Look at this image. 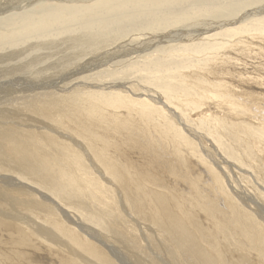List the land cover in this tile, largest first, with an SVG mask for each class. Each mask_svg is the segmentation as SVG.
I'll list each match as a JSON object with an SVG mask.
<instances>
[{
  "label": "bare ground",
  "instance_id": "bare-ground-1",
  "mask_svg": "<svg viewBox=\"0 0 264 264\" xmlns=\"http://www.w3.org/2000/svg\"><path fill=\"white\" fill-rule=\"evenodd\" d=\"M134 1L0 4V21L11 19L0 27V264H152L151 258L161 264H264V244L258 247L264 211L253 202L257 191L240 184L237 189L223 168L233 165L224 153L236 156L222 144L220 155L212 139L170 104L210 108L215 102L212 114L220 116L228 106L229 114L240 119L254 107L264 111V92L251 89L264 88V62L247 52L248 63L236 65L234 53L244 43L264 48V34H259L264 4L191 0L183 8L186 0H169L170 14L152 9L143 18L140 11L122 9ZM78 3L91 8L70 7ZM23 13L35 18L26 14L21 22ZM138 17L145 22H137ZM182 27L187 32L177 30ZM9 31L28 35L29 45L13 46L24 38L14 39ZM134 32L151 37L126 50L129 43L122 41ZM230 61L242 72L224 69ZM98 66L111 68L106 74L111 77L137 72L145 86L105 83L95 76L90 84L85 72ZM72 74L83 76L71 80ZM233 141L263 175L264 139L242 144L236 131ZM174 166L188 185L185 197L165 185ZM201 197L219 200L214 204L236 217L243 216L240 206L252 209L256 218L261 216L259 230L251 235L242 229L238 247L231 241V222L230 229L220 228L203 217L205 227L199 228V214L208 206H199ZM136 235L146 244L142 252L133 247ZM172 236L178 244L168 256L164 249ZM252 251L249 263L244 257Z\"/></svg>",
  "mask_w": 264,
  "mask_h": 264
},
{
  "label": "rangeland",
  "instance_id": "rangeland-1",
  "mask_svg": "<svg viewBox=\"0 0 264 264\" xmlns=\"http://www.w3.org/2000/svg\"><path fill=\"white\" fill-rule=\"evenodd\" d=\"M4 1L5 0H0V4H2ZM140 1H142V0H135L134 1L135 4H133V5H131V4L123 5L122 9H129V10H131L133 12L140 11V15L143 16V18H144V11H146V10L151 11L152 9H155L157 11L161 10L163 12V14H170L171 13L170 10L168 9L169 0H151L150 2L148 1V2H145V3H141ZM263 1L264 0H251V6H254V5L255 6H259V4L262 5V4H264ZM107 2H109V1H107ZM190 2H191V0H186V1L181 2V4H182L183 8H185L188 5V3H190ZM217 2H218V4H223L224 3L223 0H218ZM37 4L38 3L36 2L35 4H33V6H36ZM50 5H53L55 8H62V6H60V5L56 4V3H50ZM89 5L90 4H83V5H81V4L78 3V4L72 5L70 7H72V8L88 9V8H91V7H89ZM91 5H93V4H91ZM103 8H107V6L106 5H103ZM40 12H43V11H40ZM26 14H28L31 17H34L35 18V15L29 14V13H26ZM26 14L23 13L20 16V20L19 21L25 22ZM107 17H110V16L108 15ZM139 18L140 17H138V19L136 20L137 22H140L141 21ZM6 20H11V19L2 20V21H0V23L1 22L3 23ZM143 22H145V21H142L140 23H143ZM2 23L0 24V27L1 28H3ZM141 26H143V25H141ZM141 26H137V27H141ZM183 27L182 28H178L177 30L183 29ZM138 29L139 28H137V30ZM168 29H170V28H168ZM188 29H189V27H188ZM183 30H185L187 32V29L186 28H184ZM132 31H134V30H132ZM15 32L16 31H9V35H11V37L14 38V39H15V36H16V37H19L20 39H23L24 38V40H22L18 44L16 42V45H13V46H15V47L20 46V49H22V48H24V46L29 45V43H30L28 41L29 39H26L25 38V37H28V35L24 34V35L20 36V35H16ZM129 32H131V31H129ZM155 32L157 33V32H159V30H156ZM133 34H135V35H133ZM133 34H131L132 36L130 35L128 37V39L122 41V42H125V41L128 42L129 45L131 43L130 46L129 45H128V47L126 46V48H125L126 50H128V49H130V47L134 46L133 44H139V41L140 40L151 37V35L149 33H139L138 34V33H135L134 32ZM259 34H264V32H259ZM133 36H134V38H133ZM138 36H139V38H138ZM232 38H234V37H232ZM122 49H124V47ZM150 49H147L146 51L144 50L143 52H140V53L139 52H136L134 54L137 55V53H139V54L142 55L143 53L149 52V51L152 50V49L151 50ZM229 52L233 53V51H230V49H229ZM239 52H244L243 53L244 55L242 54V56H241L240 55L241 53H239ZM247 52H249V53L250 52L251 53L252 52H255V54L257 55V56L255 54L253 55L254 57H256V59L254 60L255 62H257V59L258 58H259V60L262 59V61L264 62V48L259 49L258 47H255V49H253L251 46L247 45L246 43H244L242 45V50L240 49L239 51H235L234 52L238 56L233 53V56L235 55L236 58L238 59V61H237V59L234 60L235 59V56L232 59L231 55H229L231 53H228V50H227V53L228 54L226 53L228 56L227 55L226 56L229 57V59L231 58L232 61H235V63L237 61L238 63L236 65H238L240 63H241V65H245V62L248 63V61H249L248 60L249 58L247 59V57H243V56H247L248 55V54L245 55ZM174 54H177V53H174ZM178 54H181V53H178ZM99 55H101V54H99ZM123 57L124 56L122 54V55H120L119 59L120 60L125 59ZM243 58L245 60L246 59L247 60L245 61ZM241 60L243 62H241ZM112 61H114V59ZM230 63H231V65H230ZM232 63L234 64V62H231V61L228 62V63H226V64H224L223 65V68L224 69L225 68L228 69L227 71H232L233 73H235V72L237 73V71H235L236 65L232 66ZM228 66H229V68H228ZM105 67L104 66H102V67L101 66L95 67L94 69H91V71L85 72V75L84 76H87L88 77V79H89L88 81L90 82V84L91 83L94 84L96 82V81L95 82L92 81V80H94L93 78L95 76V79L97 78L96 79L97 81L104 80L105 83H119V82L122 83L123 82V83L128 84V83H131L129 81H132V84H134V85L138 83V85H137L138 87L139 86H145V85H141L143 83L139 81V73H137V72H130L129 74L122 75L121 77H118V76H120V74L119 75H116L115 74L114 77H111V76H106L107 72L111 68H108V66H105ZM231 67H233V68H231ZM102 69L104 70V72H103ZM105 70H106V72H105ZM236 70H238V68H236ZM255 70H254V72H255ZM238 72H242V69L241 70L239 69ZM19 75H20V73L16 74L15 76H19ZM99 75L100 76L101 75H105V76H101V78H100V77H98ZM81 76H83V75H81ZM81 76H78L76 74H72L71 75V77H72L71 80L73 78H79ZM241 79L243 80V77ZM77 80L78 79H76V81ZM237 80H240V79H237ZM67 82H69V81L65 80L62 83H65V85H67L66 84ZM246 82H248V81L246 80ZM257 82H260V80L258 79ZM67 86H69V85H67ZM70 86H71L70 88L74 89L73 90L74 92L77 90L76 89L77 87L74 86L72 83H70ZM91 86L92 85H90V88H91ZM137 86H134V87H137ZM245 88L247 90L249 89L248 87H245ZM78 89H79V87H78ZM251 89L254 90V91H256V92H259V90L261 92L262 91L264 92V88H262V89H254V88H251ZM251 89L249 91H252ZM79 95H81V94H79ZM170 104L172 106L176 107L177 109H181L183 118L185 117L186 118V119L184 118L185 121H187L192 127H194L195 130H197L198 132H200L201 134H203L204 137H206V138H208L210 140L212 139V141L215 143L216 147L218 148L219 154L222 155V156L225 154V158L229 162H231L233 164V165H229V167L226 166V165H223L224 171H225L226 175L229 176L230 180H232V182L234 183L233 185L237 189L239 187V184L246 186V188H248L249 191H252L251 188L255 189L257 191V194L255 193V195H253V196H254V199L255 200L257 199V200L256 201H253V202H257L258 205L261 207L260 209H262L261 211H264V191L259 188L260 187L259 186L260 183L262 185H264V183H263L264 182V172H263V175H262V169H260L258 167H257V169H254L253 168L254 167L253 166L254 163H251V160H249V158H248L249 156L246 155L245 151L241 147H239V148L242 149L243 152H240V150L235 146V143L233 141V136H235L236 131H237V134L241 137V143L242 144L245 143L249 138H261V139H264V111L261 110L260 108H255L254 107L252 109L251 115H249V117L247 119L245 118V116L247 115V114H245L246 113L245 111H244V114H243L244 115V119H240L236 115H232V116L230 115L231 113H230V109L228 108V106L223 108L222 112L219 113L220 116L218 114H216V115L215 114H212L213 113L212 112L213 109L211 107H215V102L213 104L209 105L211 109L209 107H207L208 108L207 109L204 106L205 105L204 103L193 104V105H181L180 104V106L179 105H176L173 102L170 103ZM204 110H206L207 112L204 111ZM206 116H208V117H206ZM219 144H222L223 146L227 147V149L236 156V159L235 158H231V155H229L228 152L223 154L222 151L220 150V148L218 147ZM249 151L251 153H253V150L252 151L249 150ZM198 153H201L199 149H198ZM249 155H252V154H249ZM251 166H253V167H251ZM258 166L262 167L259 164H258ZM229 168H230V170L228 171ZM251 168H253L254 171H253V169L250 170ZM237 170L239 171V173H238ZM241 170H243V171H241ZM179 171H180V168L174 166L172 168V170H171V174L167 175L166 178H165V185L167 186V190L168 191H169V188L171 187L173 190H175V191H177L179 193V197H185L189 193V191L187 190L188 185H185L184 182L176 176V175H178ZM231 171H233L234 173L231 172ZM242 172H244V173H242ZM246 172L247 173L249 172L251 175L248 176V174ZM253 173H256V174H253ZM233 176H235V177H233ZM251 177H254V178H251ZM187 180H190V179L187 178ZM258 180H259V182H257ZM258 189H260L261 191L258 190ZM217 201H219V200L208 202V200L205 197H201V201L199 203V206L200 207L205 206V203L206 202H208V206H206L207 207V211L205 213L201 211L200 214H199V218H198V227L199 228H204L205 227L204 222H202V218L203 217H205L207 220H214V221H216V222H214V225L217 226V227H220V228H224L225 227L226 229L227 228L230 229V227H228V225L231 222L232 223L231 225H233V227H234V229L232 230L234 232V234H232V236H231V241H233L234 245L237 244L236 246L242 244L241 243L242 242L241 241V237L243 236L241 234V230L242 229L248 230L249 233H251V235H253V231L254 230H259V228H260V223L259 222L262 223V221H260L261 220V216H257V218H258L257 219L255 217V213L252 212L253 211L252 209L250 211L246 207L240 206V208H241V214L243 216L236 217L234 215V213H233L232 210H227L224 207H222L221 205H215L214 203L217 204ZM220 201L223 202V200H220ZM250 202H252V201H250ZM253 202L250 204L251 207H254V203ZM219 216H221V217H219ZM126 219L129 220V218H126ZM237 228L239 229V231H238ZM257 235L258 236H262V233H259ZM168 237H169L168 234H166V235L163 236V238L165 240L168 239ZM232 237H233V239H232ZM148 239L151 242L152 246L156 247L158 245L154 241L153 237H149ZM248 241L249 242L247 244V247L249 249H251L254 246L252 244L253 242L250 239H248ZM226 242H227V240H226ZM177 244H178L177 240L172 236V240H171L170 244L167 247H165V249H164V251L167 252L166 254L168 256H171V255L174 254L173 247H177ZM263 244H264V235H263V237H260V239L258 240L259 250L263 248ZM145 245L146 244L139 239V235H136V239H135V241L133 243V247L136 250H139V251L142 252V251H144ZM255 254H256V251H252V252L248 253L244 257V259H246L250 263L251 261H254ZM144 255L145 256H148L146 253ZM110 260L113 263H116V261L112 257H110ZM150 261H151L152 264H161L158 260H156L154 258H151ZM184 264H188V263H184Z\"/></svg>",
  "mask_w": 264,
  "mask_h": 264
}]
</instances>
